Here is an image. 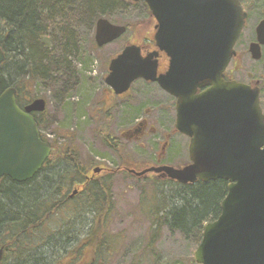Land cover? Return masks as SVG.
Returning a JSON list of instances; mask_svg holds the SVG:
<instances>
[{"label": "water", "instance_id": "95a60500", "mask_svg": "<svg viewBox=\"0 0 264 264\" xmlns=\"http://www.w3.org/2000/svg\"><path fill=\"white\" fill-rule=\"evenodd\" d=\"M131 1L146 3L155 17V41L171 57L170 71L157 77L154 57L158 53L143 57L140 48L131 46L110 62L106 83L119 95L128 92L138 79L158 82L178 99L176 129L191 139L189 165L150 170L183 185L198 180L229 183L221 214L204 226L194 261L264 264V113L260 89L224 79L247 13L240 0ZM125 33V26L99 19L95 42L101 48ZM257 40L250 47L254 60L262 58L264 21L257 28ZM4 60L0 50V66ZM45 110L46 101L40 98L21 109L13 88L0 95V179L7 176L24 183L43 169L52 147L41 139L32 114ZM3 256L0 249V263Z\"/></svg>", "mask_w": 264, "mask_h": 264}, {"label": "rangeland", "instance_id": "374dc122", "mask_svg": "<svg viewBox=\"0 0 264 264\" xmlns=\"http://www.w3.org/2000/svg\"><path fill=\"white\" fill-rule=\"evenodd\" d=\"M47 3H44L46 9L41 15V25L45 27L47 35L37 38L33 49L37 53L39 66L49 70L50 75L35 73L30 79L32 86L28 89L26 98H40L47 103L45 113L40 116L45 141L66 147L71 142V147L79 152L82 162L93 161L94 166L103 165L115 170L122 155L105 146L100 131L110 135V138L117 137L123 122L133 112L127 114L125 105L119 107V102L112 100L107 92L105 78L110 61L121 53L125 38L130 34L127 33L125 37L105 47H93L96 23L99 19H107L116 25L128 26L147 21L149 14L143 5L130 6L121 0L108 2L105 7L104 0H47ZM246 3H253L255 6L251 9L252 16L236 49L239 57L237 67L240 69L232 76L242 82H247L249 78L254 82H261V105L264 111V48L261 60H254L249 53V44L255 38L254 29L258 20L264 17L261 15L264 6L260 0H246ZM147 26L148 24H144L140 27L146 29ZM144 31L142 33L146 34L147 31ZM11 72L12 77L16 78L15 67H12ZM147 88L144 84H137L135 91H147ZM159 97H163L162 94L155 101L140 100L139 103L150 109L149 122L160 134L171 133L167 158L163 162L178 168L186 166L190 162L189 140L181 134L173 133L175 115L165 114L167 100L164 96L160 101ZM114 107L117 109H112ZM153 143L155 145L147 144L142 148L122 143L125 145L124 160L156 162L155 153L160 148L158 143L161 142L156 140ZM161 185V193H170L167 202L171 200L172 205V200L176 199L174 196L183 190L173 181H163ZM112 191L115 207L109 216L106 231L107 235L115 238V242L112 253L104 256L105 264H197L194 261L197 240L171 229L166 220L162 221L155 248L149 245L153 228L151 210L160 203L156 199L158 193L152 181L114 176ZM71 209L72 207L67 208L68 212H64V209L49 225L43 226L29 237L31 245L39 243L40 246L54 232L52 230L62 225L67 226L71 221L73 223L69 229L63 228L68 233L67 236L64 234L60 238L63 235L61 233L55 237V243L50 242L47 247L44 246L47 249L41 250L45 253L39 258V262L85 264L90 261L89 254H85L83 259L71 253L83 242L93 227L90 226L93 220L91 215L87 217L88 221L83 218V222L88 224L81 226L82 222L75 219L76 215ZM68 236L75 242L67 243ZM84 251L88 252V249Z\"/></svg>", "mask_w": 264, "mask_h": 264}, {"label": "trees", "instance_id": "16d2710c", "mask_svg": "<svg viewBox=\"0 0 264 264\" xmlns=\"http://www.w3.org/2000/svg\"><path fill=\"white\" fill-rule=\"evenodd\" d=\"M114 1L117 0H104L106 4L103 6ZM44 3L48 4L47 0H0V49L5 54V61L0 67V95L6 89L14 88L21 108L32 101L26 98L28 89L32 86L31 77L37 72L44 76L50 75L49 70L39 66L37 53L33 49L35 40L47 35L45 27L41 25V15L46 9ZM93 47H97L96 43ZM12 67L17 70L16 78L12 77ZM53 144L46 167H43L33 181L22 188L4 185L9 189L0 195V249H4L1 264L41 263L39 258L45 253L41 250L47 249L45 247L48 243H55L54 239L59 234H63L60 238L64 236L67 233L64 230L69 229L73 223L71 221L67 226L62 225L52 230L54 232L40 246L39 243L31 245L29 237L43 226L49 225L61 211L65 209L66 212L71 207L72 213L76 215L75 219L82 222L81 226L88 224L83 222V218L88 221L87 217L91 215L93 220L90 225L93 227L71 254L79 255L83 259L85 254H89L90 261L85 264H105L104 256L112 253L115 238L107 235L106 231L109 216L115 207L112 181L99 179L88 188L85 186L87 189L76 199H68L67 192L72 189V184L82 181L81 168L75 172V163L69 157L70 154L63 152L66 148ZM69 148L70 146L67 147ZM109 148L122 154L116 144H111ZM73 155L79 161V153ZM152 182L158 193L156 199L160 203L151 210L153 228L149 245L155 248L163 220L169 223L171 229L195 238L199 245L205 224L215 221L221 214V203L227 195V183L222 180L209 183L199 181L189 185L175 182L183 191L174 196L176 199L172 200L171 205V200L167 202L170 193L163 194L160 191L163 181ZM55 226L54 224L53 227ZM66 240L67 243L75 242L70 236ZM84 249H88V252ZM42 262L41 264H53L52 261Z\"/></svg>", "mask_w": 264, "mask_h": 264}, {"label": "flooded vegetation", "instance_id": "af4514ba", "mask_svg": "<svg viewBox=\"0 0 264 264\" xmlns=\"http://www.w3.org/2000/svg\"><path fill=\"white\" fill-rule=\"evenodd\" d=\"M122 2L128 4V5H143L145 10L148 12L149 16L147 18L148 23H143V22H136L133 25H128L126 27V33L121 37H125L127 33L130 34L129 37L125 38V45L121 53L128 47L131 46H136L141 49V54L143 57H147L148 55L152 53H158L154 59L157 61V77H160L161 75H166L170 71L171 67V57L168 56V54L164 51H161L155 41V34L157 32V21L155 17L152 15L149 7L147 6L146 3L144 2H134L131 0H121ZM263 1L264 0H260ZM242 3V6L244 10L246 11L248 18L246 21V26L245 29L247 28L248 21L250 20L252 13L251 9L255 6L253 3H246V0H240ZM264 7L261 9L263 10ZM262 16H264V12L261 13ZM264 21V17H261L260 20H258L257 26L254 29V34L255 38L251 41L249 44V53L250 52V47L253 43H257V28L260 25V23ZM148 24L146 29H143L140 27L141 25ZM145 30L144 32L147 31L146 34H143L142 31ZM119 38V39H121ZM142 38V40H140ZM118 39V40H119ZM117 41V40H116ZM114 43V42H113ZM240 41L238 42L236 49L239 45ZM112 44V43H111ZM107 46V45H106ZM105 47V46H104ZM264 46L261 47V51L263 50ZM2 51V50H1ZM3 52V51H2ZM4 53V52H3ZM121 53H119L117 56H119ZM252 55V54H251ZM115 56V57H117ZM113 57L112 60L115 58ZM241 57V56H240ZM237 58L238 54L236 52L235 56L233 57L229 67L227 68L225 72V80L226 81H232L236 80L241 83H245L250 85L252 88L259 87L261 90V96H262V87H261V82L259 83L254 82L253 79L249 78L247 82H242L239 81L238 79L234 78L232 75L239 71L240 68L237 67ZM253 58V57H252ZM111 60V61H112ZM110 61V62H111ZM2 66V65H1ZM0 66V67H1ZM110 63L108 66V75L105 78V81L107 77L110 74ZM238 68V69H237ZM235 72V73H234ZM251 77V76H250ZM137 84H144L146 85L147 91H135ZM107 92L109 96L112 98V100H116L119 102V107L125 105L127 108V114L128 112H133L132 116H128V118L124 117V119H128L127 121L123 122V126L119 129L117 133V137H111L110 135H106L103 131L101 133L102 135V140L105 144L106 147L109 148L111 144H116L119 149H121V157H120V164L119 166L114 170L109 169L103 165L101 166H94L93 161L91 162H82L81 157L79 161H76V158H74L75 155L79 153L74 147H71V142H70V148L67 149L66 145L63 144H58L59 146H62L66 148L63 150V152H68L67 154H70L69 157L74 161L75 163V172L77 171L78 168H81L80 172V177L82 181L75 182L72 184V189L67 192L68 199L74 200L78 195L85 190V186H88L95 181H99V179L103 180H111L113 183L114 176L116 177H122V176H128L129 178H134L137 180H150V181H173L169 178H166V176L163 173H157L156 171L150 170L152 168H159L165 164L163 161L167 158L166 153L167 150L170 146V139H171V133L165 132L160 134L149 122L148 116L150 115V109H146L139 103L140 100H145L147 102H152L155 101V98H157L160 94H162L163 97H159L158 100L162 101L164 99V96L166 98L167 105L165 106V111L166 115H175V121H174V129L173 133L176 132V134H181L178 132L176 129V119H177V102L178 99L174 97L173 95L167 93L164 91L161 86L159 85L158 82L154 81H149L145 80L143 78L138 79L134 81L131 84V87L128 92L124 94H119L117 95L115 91L113 90L112 87H110L107 84ZM12 88V87H11ZM150 88H156L157 90H151ZM14 89V88H13ZM207 88L204 89H198V93L203 92ZM7 90V89H6ZM16 98H17V91H16ZM33 101L25 105L21 109H25L28 105H30ZM163 105V104H162ZM118 107V106H117ZM117 107H114L112 109H117ZM133 110V111H132ZM45 113V112H44ZM44 113H33V117L35 118L37 125H38V131L40 134V137L42 140H45V137L42 133V124H41V119L40 116ZM127 116V115H126ZM183 135V134H181ZM156 136H158L156 138ZM185 136V135H183ZM155 137V138H153ZM189 140V144L191 139L187 136H185ZM160 140L161 143H158L160 145V148L156 151L155 157H156V162H151L150 161H137V160H124V155H123V149L125 148L126 143H129V146L132 147L133 145H138L139 147H146L147 144H154L153 141ZM124 143V144H122ZM51 147L53 150V143H51ZM155 145V144H154ZM110 149V148H109ZM120 154V153H119ZM188 155H189V145H188ZM170 165V164H169ZM46 167V164L45 166ZM181 166L180 168H182ZM74 168V167H73ZM41 172V171H40ZM39 172V173H40ZM142 172H145L143 175L139 176ZM39 173L32 179L24 183H17L12 181L9 177L4 176L0 179V195L4 194L9 188H5L4 185L9 186L11 185L12 187H25L30 181H33ZM227 187H228V182ZM86 188V189H87ZM224 200V199H223ZM222 200V201H223ZM3 249V248H1ZM4 250V249H3Z\"/></svg>", "mask_w": 264, "mask_h": 264}]
</instances>
